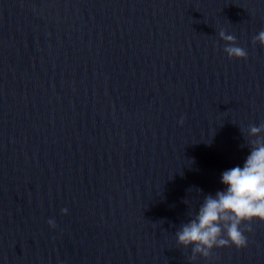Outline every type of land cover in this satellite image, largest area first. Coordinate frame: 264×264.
Returning a JSON list of instances; mask_svg holds the SVG:
<instances>
[{"label":"water","instance_id":"95a60500","mask_svg":"<svg viewBox=\"0 0 264 264\" xmlns=\"http://www.w3.org/2000/svg\"><path fill=\"white\" fill-rule=\"evenodd\" d=\"M261 29L264 0H0V264H264V221L192 262L174 235L264 122Z\"/></svg>","mask_w":264,"mask_h":264},{"label":"clouds","instance_id":"9594fccd","mask_svg":"<svg viewBox=\"0 0 264 264\" xmlns=\"http://www.w3.org/2000/svg\"><path fill=\"white\" fill-rule=\"evenodd\" d=\"M219 37L226 41L223 51L229 57L246 58L244 47L236 44V37L221 28ZM254 42L264 45V29L255 36ZM178 123H183V117ZM264 122L247 127L248 152L241 164L224 169L219 176L223 186L214 193L203 195L193 211L189 199L183 202L189 205L186 221L179 224L174 235L178 245L191 249L188 257L195 261L197 255L208 258L213 248L235 246L245 247L248 243L245 232H251L252 222L264 221ZM244 147V145H240ZM192 189H189V191ZM197 191L202 190L196 187ZM66 214L68 209L62 208ZM50 227L55 220L49 218Z\"/></svg>","mask_w":264,"mask_h":264}]
</instances>
